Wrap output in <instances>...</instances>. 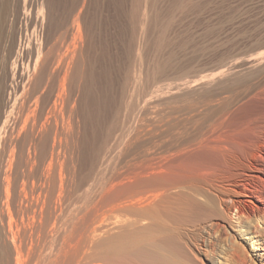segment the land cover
<instances>
[{
  "label": "rangeland",
  "instance_id": "1",
  "mask_svg": "<svg viewBox=\"0 0 264 264\" xmlns=\"http://www.w3.org/2000/svg\"><path fill=\"white\" fill-rule=\"evenodd\" d=\"M8 5L13 8L11 6L12 9L9 8ZM2 9L6 12L8 18L0 27V210L3 214V216L0 214V221L2 222L0 226H4L7 229L6 232L9 231L8 222L14 224L12 226L14 228L15 221H20V215L16 208L21 205L25 206V203L29 205L36 199L37 176L41 175L46 166L45 162H37L38 166L35 164L36 166L33 168L35 173L34 185L31 184L32 180L24 181L23 185L17 173L18 170H15L16 167L14 166L17 161V147L14 149L16 150L15 156H11L13 150L11 148L15 143L17 145L19 139L16 130L17 122L14 124L7 115V103L12 102V90L9 88L8 83H15L16 89H21L26 68L31 67L32 72L36 59L34 53L36 54L39 51V56L42 55L41 59L38 60L34 75L40 68L45 67V69L51 70L54 67V70H57L55 72L57 83L67 68L65 57L59 61L57 56L65 51L67 44H71V31H74L75 25L79 23L83 36L76 43L77 49L73 55L74 59L71 62L69 74L79 68L84 71L85 73L82 72L83 77L81 76L82 78L79 79L77 77V81L75 80L73 85H79V89L86 85H92V92L96 94L98 100L96 98L93 104H88L87 101H84L83 104L81 102L83 112L87 113H83L80 120L77 119L74 141L70 140L61 151V154L65 155H61L60 161L64 157L65 162L63 161L60 165L57 162L52 167L55 181H58V184V172H66L60 173L65 174V177L62 176V188L59 189L58 184H55L56 188L54 187V189L56 191L50 189L52 191L49 194L46 192L47 195L45 194L47 198L40 197V202L44 198L43 201H45L46 207L48 206L52 211L56 207L57 225L70 226L78 217H84V221L81 222L82 225L80 224L84 226L88 220H91L88 221L89 224L93 223L95 215L98 214L93 209L97 198L138 197L139 185H132L130 182L134 178L118 182L119 190L108 193V181H110L113 174L123 171L128 163H132L131 165L137 163V160H140L137 157L141 156L143 151L154 150L157 152L159 149L164 148L166 144L163 143L167 140L166 143L169 144L170 139L178 134V130L184 131L185 129V134L184 132L183 135L179 134L189 137L202 132L203 129L205 130L208 127L209 122L212 123L216 111L215 99L217 97L215 96H217V90L223 84L229 86L236 79L245 76V71L243 74L242 71H238L232 76L220 77L217 73L219 72L217 65L222 59H227L234 53V50L247 49L250 45H260L263 48L257 46L256 51H264V0H0V14L3 11ZM60 37L61 39H59ZM61 40L64 41V45L60 44ZM93 50L94 53H92ZM12 52L17 54L13 59ZM81 53L84 55L85 62L82 60ZM80 55L81 62L79 61ZM89 55H93V59L92 57L90 59ZM102 55L104 56L102 57ZM45 56L48 58L44 62L43 58ZM46 63L48 66L45 65ZM91 71H93L92 84L89 83V77L87 79L86 76V74L90 76ZM103 76L104 78H102ZM84 78L88 82L85 85L84 81L86 80ZM123 82L131 87V98L129 97V100L125 99L128 108L131 107V111L128 113V115L131 113V117L130 115H124L127 117L125 118L123 115H119L125 119H117L119 116H113L114 110L112 108L119 103L117 95L120 83ZM185 83L193 85L187 88ZM145 99L147 101L143 102ZM112 116V121L117 119L113 122L115 124L119 122L120 125L116 124V126L117 128L120 126L119 128L122 131L116 140L110 141L113 150L107 155V159L102 166L98 167L95 163L100 154V146L107 137L106 132L112 127L114 129V126L111 125L113 124L111 121ZM130 134L132 136H129ZM13 142L15 143L13 144ZM66 146H70L69 149ZM210 146L213 150V146H215L213 138ZM193 153L195 152L192 151L191 154H188L191 155L190 157L177 160L167 169L169 170L167 174L170 175L171 180L178 181L181 186L173 188L171 193L174 194H167L169 197H190V194L196 197L198 195L191 193V189L198 188L197 185H199V188H202V185L204 186V181L207 180H204V175H202L205 170L201 169L204 160L201 159L198 153ZM212 154H214V151ZM212 157L210 162L207 163L209 168L206 172L221 176L215 164V156ZM13 158L14 160H12ZM10 161H12V164L9 169ZM64 163L67 164L63 165ZM233 172V169L231 171L226 170L224 176L231 174L233 176ZM67 173L68 175L71 173V176H68ZM6 174L10 178L9 186L5 183L4 177H6ZM72 175L74 178H72ZM66 177L73 180H68ZM249 177H252V180L245 178L241 181L239 191L242 194L239 197L242 198L248 211L253 212L254 209H257L263 213L264 192H261L260 185L257 182L259 180L264 182L263 172L261 170L250 171ZM126 180H129L130 185L128 181L126 183ZM209 180L212 179L208 178L207 183ZM191 181H194L195 186ZM64 182L67 184L65 185ZM125 183L126 187H124ZM58 191L61 193H57ZM51 193L52 201H50ZM60 194L61 197L58 198ZM167 195L166 197H168ZM53 197L61 203L55 201ZM56 202L59 205L55 206ZM11 217L12 221L10 222ZM17 221L16 223H18ZM89 224L87 223V225ZM87 225L82 229L81 226L78 228L82 233L79 230L80 232L78 231L77 234L80 233L83 236L78 235L77 237L82 238L81 244L83 245L88 244L86 242L90 240L91 242L88 245H92V247L89 246L90 251L94 252L92 249L95 242L97 243V239L95 237L93 240V238L89 239L85 236L86 233L83 230L87 229ZM114 231L116 230L111 233L113 234ZM100 232L98 230V233ZM261 236L264 237L263 234ZM102 238H104L103 235ZM102 238L98 237V241ZM83 239L86 240L85 243ZM21 240V236L18 237V240L16 238L15 247L17 248L20 245L21 248L18 247L17 249H21L20 253H24V255L29 252V255L21 257L26 260L27 256V260H29L31 258L30 251L32 253L36 249V243L33 242L32 246L29 238H27L29 243L25 238L24 241L22 240V244L27 243L26 246L21 244ZM237 241L243 246L242 248L246 252L250 264H264V238L261 237L254 248L245 240V237L237 235ZM29 245L32 247L31 250L26 249V247L31 248L28 247ZM23 246L26 247L23 248ZM25 249L27 252H25ZM220 256L223 257H219L222 264L230 262L228 258L223 255ZM209 257L210 254L203 255L202 258L205 263L208 262ZM230 263L232 264V261Z\"/></svg>",
  "mask_w": 264,
  "mask_h": 264
},
{
  "label": "bare ground",
  "instance_id": "2",
  "mask_svg": "<svg viewBox=\"0 0 264 264\" xmlns=\"http://www.w3.org/2000/svg\"><path fill=\"white\" fill-rule=\"evenodd\" d=\"M10 6L8 5L9 8L12 7ZM5 15L6 12L3 10L0 14V27L8 18ZM71 36V44H67L65 51L57 56L59 57V61L64 57L67 60L65 61L67 62V68L64 74L62 76L60 75L61 77L59 79L57 78V83L55 81V72L57 70L55 71L54 67L51 70H47L45 67L43 69L38 68L39 71L34 75L38 60L42 57V55L41 57L39 56V51L36 54L34 53L36 59L32 72L30 70L31 67L26 68L21 89H16L15 83H8L9 88L12 90V102L7 103V115L14 124L17 122L16 130L19 139H16L18 140L17 145L13 142L15 144L11 148L13 149L11 153L13 157L16 151L14 149L17 147V161L15 165L13 164L16 167L15 170L19 171L17 173L23 185L25 183L24 181L27 180H32L31 184L34 185V166L40 161L45 162L46 166L42 170L41 175L37 176V196L34 202L29 205L25 203V206L21 205L19 208H16L20 215V221L18 222L15 219L18 223L15 221L14 228L12 227L14 224L12 225L8 222V233L5 231L7 229L4 226H0V264H222L219 258L221 257L220 255L228 258L230 262L232 261V264H250L248 256L242 248L243 246L237 241V235L245 237V240L254 248L261 237L264 238L261 236V234L264 235V212L262 213L257 209H254L253 212L248 211L243 204L242 198L239 197L242 194L239 191V187L241 181L245 178L252 180V177H249L250 171L261 170L264 177V51L257 52L258 45H250L247 49L239 48L234 50L231 56L228 54L229 57L222 59L219 65H217L219 67V72L217 73L222 78L224 76H232L238 71H242V74L245 71V76L236 79L229 86L223 84L219 90L216 89L218 92L216 94L217 96H215L217 97L215 99L216 106L214 105L216 107L215 117L212 123L209 122L208 127H205V130L203 129L202 132L189 137L184 135V137L182 136L183 132L185 134L183 125L184 131L178 130V134L175 131L176 136L174 135L170 139L169 144L166 143V140L163 143L166 146L164 145V148L159 149L160 151H143L144 153L142 152L141 156L137 155L139 156L137 159H140L139 161L137 160V163H133V165H131L132 163H128L125 165L123 171L116 172L111 176L110 181H108V193L119 190L118 182L132 178L134 179L130 181L131 184H138L140 191L139 195L137 194L138 197H99L96 199L93 209L98 214L95 215V218L93 217L95 220H93V223H90L92 225L89 224L91 220H88L89 222L86 221L91 227L89 228V225L86 223L88 226L85 230L86 232L83 230L86 233L85 236L89 239L93 238L94 240L95 237L97 239V243L95 242L96 246L94 244L92 249L94 252L92 251V253L90 251L92 245H88L91 241L88 240L89 242H86L83 239L84 243H88L83 245L81 244L82 238L77 237L78 235L83 236L80 234L82 231L78 228L82 225L81 222L84 221V217H78L70 226L57 225L58 216L56 214V207L52 211L48 206V208L45 206V201H43L46 197V192L49 194L54 187L56 188L55 184H58L52 172L53 165L57 162L60 165L64 161L63 156L65 154H61V151L70 140L74 141L77 119L80 120V117H83V113H87L83 112L81 102L83 104L84 101H87L88 104H93L96 98L98 100V97L95 96L96 94L92 92V85H86L82 89H79L80 86L77 84L75 86L73 85L75 83L74 81H77V77L78 79L83 77L82 72H84L80 68L76 69V67V70L72 74H69L71 62L74 59L73 55L77 49L76 43L83 36L79 23L75 25L74 31H71ZM63 42L61 40L60 44H63ZM260 47L263 48L262 46ZM92 53H94V50ZM16 56L17 54L12 52V59ZM47 56H45L46 59H42L44 62L47 61ZM83 56L82 54V60L85 62ZM87 56L85 57L87 58ZM92 56H90V59ZM82 60L80 55L79 61L81 62ZM45 65L48 66L47 63ZM85 65L87 66V64ZM92 73L93 71L89 73L90 76L86 74L91 84L93 82ZM87 79H85L84 85L88 83ZM120 84L117 95L119 97V103L114 108L111 107L114 110L113 116L115 117L119 115L127 116L129 111H131V107L128 108L127 103H125V99L131 98V87L125 82ZM192 85L185 83V87L187 88ZM134 89L136 88L134 87ZM78 92L80 93L78 94ZM146 101V99L143 100V102ZM134 109L136 108L134 107ZM121 116L117 119L121 118ZM126 116L124 117L127 118ZM113 121V124H110L114 126V129L112 127L106 132L107 137L100 146V154L95 163L98 167L102 166L106 161L107 155L113 150L110 146L111 142L116 140L122 131L119 128V122L116 123L119 124L117 128ZM136 132L138 133V130ZM131 134L129 136H132ZM212 138L215 141L213 150H211L212 146H210ZM68 147L66 146L67 149H69ZM71 149L73 150V147ZM192 151L198 153L201 159L204 160L201 168L205 170L202 173L204 180H208V178L212 180H209L208 183L207 180H203L205 182L204 186L202 185V188H199V185H197L198 188L196 189L194 187V181H191L194 184V189H191L190 192L198 195L196 197H193V194H190V197H169L168 195L173 188L181 186L178 181L171 180L170 175L167 174L169 171L167 169L177 160L187 158L188 156L190 157L191 155L188 154H191ZM213 151L214 154H212ZM61 155H63V160L61 159L60 161ZM213 155L215 156V164L221 176L206 172L209 168V164L207 163L210 162ZM91 161L90 163H92ZM11 164L12 161L9 163V169ZM66 164L64 163L63 165ZM232 169L234 170L233 176L232 174L224 176L226 170L231 171ZM61 172L65 171L58 172L59 178H57L59 184L57 187L59 189L62 188L63 177H65V174H60ZM68 176H71V173ZM72 178H74L73 175ZM72 178L68 179L66 177L68 180ZM4 179L6 181L5 183L8 184L10 178L7 174ZM127 181L129 182V180H126V183ZM65 182L64 184L66 185L67 183ZM191 182L190 184L193 185ZM257 182L263 193L264 182L260 180ZM126 183L124 187L127 186ZM58 188L57 190H59ZM54 191L56 190L54 189ZM51 195L52 193L50 197ZM40 197H44L41 202ZM60 197L61 194L58 198ZM54 200L59 202L57 198ZM50 201H52V197ZM59 203L56 202V205L55 203L54 205L57 206ZM0 214H2L1 210ZM11 221L12 217L10 218ZM96 222L97 224L95 226L94 223ZM0 223L2 224L1 221ZM86 225L81 226V229L86 227ZM98 230L99 232L101 230L103 234L100 233L104 238L98 233ZM113 230L116 231L112 234L111 232ZM78 231L80 232L79 234H77ZM20 236L23 241L25 238L26 240L29 238L30 244L33 242L36 243V249L32 253L30 251L31 258L29 260H27V256L26 260L21 258L29 255V252L24 255V253H20L21 249H17L18 247L21 248L20 245L17 248L15 247L16 238L18 240ZM97 236L102 239L98 241ZM24 244L26 245L27 243ZM26 246H23V248ZM28 247L31 246L29 245ZM26 249L31 250L32 247L30 249L26 247ZM207 254H210V259L205 263L202 257L203 255L207 256Z\"/></svg>",
  "mask_w": 264,
  "mask_h": 264
}]
</instances>
